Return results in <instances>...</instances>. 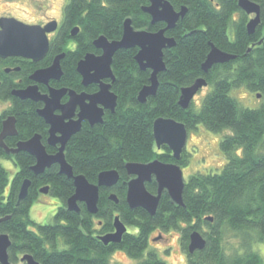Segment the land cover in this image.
<instances>
[{
    "label": "trees",
    "instance_id": "trees-1",
    "mask_svg": "<svg viewBox=\"0 0 264 264\" xmlns=\"http://www.w3.org/2000/svg\"><path fill=\"white\" fill-rule=\"evenodd\" d=\"M261 7V23L253 34L247 29L253 15L238 5V0H171L176 10L186 8L169 37L176 45L164 50L166 70L159 73V88L155 95L141 103L137 98L144 85L150 83L151 70H142L135 57L137 47L119 49L112 63L116 81L112 89L118 103L114 112L107 111L104 122L91 125L85 122L80 131L67 142L65 154L75 174H84L96 183L103 170L116 169L121 178L113 188L100 189L99 211L91 214L85 203L80 211H71L67 200L75 191L73 178L60 174L53 164L36 175L32 170L36 159L29 152L8 154L0 147V158L11 159L18 171L11 180L9 169L0 162V217H8L0 224L12 242L10 261L21 262L22 255L31 253L41 264H116L113 252L123 250L137 260V264H168L159 251L151 247L150 235L155 230H177L187 255L182 264H264L259 244L264 243V0H252ZM146 0H68L63 11L62 28L51 40L50 53L41 63L20 61V72L8 73L10 59L0 60V100L11 105L0 110L2 123L9 115L16 117L18 134L7 137L8 146L15 147L20 140L42 135L46 144L48 127L37 112L40 102L22 100L14 96V87L29 84L28 75L36 67L50 64L56 53L66 52L62 60L64 74L55 86L84 89L77 63L88 52L101 53L94 41L101 35L118 40L123 35L124 21L131 18L136 29L158 31L165 22H151V15L142 7ZM79 27L76 36L71 32ZM213 43L222 51L236 55L226 63H216L208 72L202 69ZM16 76L23 83L14 81ZM204 77L212 85L201 107L194 102L189 108L179 105L181 90ZM246 87L256 96L261 94L258 107H246L233 95V90ZM46 91L45 87H41ZM171 117L185 123L190 129L202 123L207 129L225 133L220 147L227 159L220 172H197L189 176L184 187V205L174 203L167 192L160 200L156 215L138 207L132 209L126 202L128 162H163L188 164L183 152L175 160L166 146L157 148L154 140V120ZM47 151L57 148L46 144ZM31 179L29 195L19 202L20 187ZM42 186H49V194L59 197L52 220L39 223L31 217V206L37 201ZM156 192L155 180L147 183ZM116 193L119 201L110 199ZM116 215L129 227L122 242L105 244L100 235L115 230ZM208 217H212L209 220ZM198 230L206 238L202 250L189 252L191 232ZM119 264V263H118Z\"/></svg>",
    "mask_w": 264,
    "mask_h": 264
},
{
    "label": "water",
    "instance_id": "water-1",
    "mask_svg": "<svg viewBox=\"0 0 264 264\" xmlns=\"http://www.w3.org/2000/svg\"><path fill=\"white\" fill-rule=\"evenodd\" d=\"M148 5L142 7L143 11L151 15V22H165L166 26L158 31H148L146 29H136L130 17L124 21V28L121 38L111 40L105 35L99 36L94 41V46L101 50V53L88 52L84 58L78 61L77 70L81 75L82 84H97L99 91L95 93L77 92L71 88L53 87L50 85L52 80H59L64 74L61 61L65 53L55 56L51 65L45 68H38L30 76L35 84L29 85L24 89L14 88V96L22 100L30 99L34 102H43L44 106L38 108L37 112L49 124L47 144L57 147V151L50 153L47 151L46 144L42 141V135L36 134L27 140H20L15 147L8 146L7 137H15L18 134L16 117L9 115L5 118L0 132V147L8 154H17L19 151L29 152L35 157L36 163L32 170L36 175L43 173L53 164L59 165L60 174L73 178L75 191L67 200L69 210L80 211L79 203H85L91 214L99 211L100 189L104 187L113 188L120 180L121 174L116 170H103L99 173L96 183H91L86 175L75 174L72 164L67 161L65 150L70 138L78 133L82 128L84 121L91 125L101 124L104 122L106 110L114 112L118 103L117 94L113 91L112 83L116 81L112 63L114 54L119 49H130L137 47L136 61L142 70H151L150 83L144 85L137 98L141 103L146 102L150 96L156 94L159 88V73L166 70L164 50L176 45L174 37L166 34L167 30H172L180 18L185 15L186 8L176 10L171 0H146ZM238 5L249 15H253L247 24L250 34L257 31V26L261 23V7L252 0H238ZM56 19L41 26L40 24H30L21 21L14 16H0V58L22 57L32 61L40 62L50 50V38L48 33L58 29ZM79 31L77 26L71 32L76 36ZM264 40L259 41L261 43ZM211 49L207 55L202 69L208 72L216 63H226L235 59L236 55L222 51L212 42ZM18 69V68H16ZM7 71L9 69H6ZM109 79L110 82H106ZM39 83L48 85V92L44 93L39 88ZM207 79L204 77L197 78L189 86L181 90L179 105L182 108H189L196 93L205 87ZM68 95V102L63 103L61 100ZM261 94L258 95L260 98ZM61 114H56V110ZM77 109L79 113L77 114ZM76 116L78 117L76 119ZM154 140L157 148L168 145L173 152L175 160L182 157L186 150L189 128L185 123L171 117H157L153 124ZM126 171L131 176L127 181L126 202L132 209L141 207L152 215H156L159 202L162 195L167 192L172 201L177 205H184L183 194L186 184L183 167L177 162H163L154 159L150 162H128ZM155 180L157 183L156 192L148 189L147 183ZM32 180L25 179L22 183L18 195L19 202L26 199L29 195ZM49 186H42L40 192L49 193ZM110 199L118 202L119 198L116 193H110ZM8 217H0V224ZM212 220V217H208ZM115 230L113 232L100 235L99 238L105 243H119L123 240V235L127 233L129 227L116 215L114 221ZM11 240L7 233L0 231V264H15L10 261L9 248ZM189 252L205 248L206 238L198 230L191 232L189 242ZM21 262L25 264H41L31 253L22 255Z\"/></svg>",
    "mask_w": 264,
    "mask_h": 264
},
{
    "label": "rangeland",
    "instance_id": "rangeland-1",
    "mask_svg": "<svg viewBox=\"0 0 264 264\" xmlns=\"http://www.w3.org/2000/svg\"><path fill=\"white\" fill-rule=\"evenodd\" d=\"M68 0H0V16H14L15 18L32 24L41 22L48 18L62 19L65 4ZM252 16V15H251ZM212 85H206L196 93L193 102L197 108L211 90ZM233 95L246 107H258L260 98L255 93L248 91L246 87L233 90ZM7 103L0 100V110H5ZM230 130L214 132L207 129L202 123L197 128L190 129L186 145L189 162L183 167L185 180L193 173L210 171L220 172L227 159L220 147L222 136ZM2 165L9 169V178L12 180L18 168L11 159L0 158ZM38 200L31 206V217L37 222L46 223L52 220V216L62 205L59 197L42 193ZM150 245L159 251V254L166 258L168 264H182L187 260V255L181 245V234L177 230L161 231L155 230L150 235ZM260 252L264 258V243L259 244ZM111 259L116 264H137V260L131 258L123 250L113 252Z\"/></svg>",
    "mask_w": 264,
    "mask_h": 264
},
{
    "label": "flooded vegetation",
    "instance_id": "flooded-vegetation-1",
    "mask_svg": "<svg viewBox=\"0 0 264 264\" xmlns=\"http://www.w3.org/2000/svg\"><path fill=\"white\" fill-rule=\"evenodd\" d=\"M63 17L64 16H62V19H57V18H48V19H46V20H41V22H33V23H36V24H40L41 26H43V25H46L47 23H49V22H51V21H53L54 19H56L57 20V22H58V29L57 30H55L54 32H50V33H48V37L50 38V44H51V40L53 39V38H55V36L59 33V31H60V29L62 28V21H63ZM32 23V24H33ZM50 48V47H49ZM50 50H51V48H50ZM50 50H49V52L47 53V55L50 53ZM61 53H65L66 54V52L65 51H63V52H61ZM61 53H56L55 54V56L56 55H58V54H61ZM46 55V56H47ZM45 56V57H46ZM55 56L53 57V61H54V58H55ZM5 60V59H10V60H13V61H11V63H12V66H6L5 67V71H7L6 69H9L7 72L8 73H11V72H20L21 71V66L18 64V62L19 63H21L22 61H24V60H29V61H31L33 64L35 63H41L42 61H44L45 60V58H44V60H42V61H40V62H36V61H32V60H30V59H27V58H22V57H17V56H13V57H7V58H0V60ZM21 61V62H20ZM52 61V62H53ZM52 62L50 63V64H48V65H45V67H47V66H49V65H51L52 64ZM62 62V61H61ZM44 66H40V67H36L35 68V70L36 69H38V68H45ZM16 68H18V69H16ZM35 70L33 71V72H31L29 75H28V80L30 81V83L29 84H26L25 86H19V87H14V88H20V89H24L25 87H27V86H29V85H32V84H35V82L34 81H32L31 79H30V76L35 72ZM14 81H16V82H19L20 83V85H22V83L24 82L23 81V78L22 77H20V76H16V78H14ZM60 81V79L59 80H52L51 82H50V85L51 86H53V87H56L55 86V84L57 83V82H59ZM106 82H110V80L109 79H107L106 80ZM3 85V82L2 81H0V87ZM39 85V88H40V90H41V87L43 86V87H45L46 88V91H42V92H44V93H46V92H48V85H45V84H42V83H39L38 84ZM57 87H64V88H71V89H73L72 87H70V86H57ZM56 87V88H57ZM83 87H84V89L83 90H81V91H77V92H86L87 94H89V93H95V92H97V91H99L100 89H99V87H98V85L97 84H94V83H92V84H89V86H84L83 85ZM14 90V89H13ZM12 90V91H13ZM75 90V89H74ZM11 91V93H13ZM68 98H69V96L68 95H66V96H64L63 98H62V102L63 103H66V102H68ZM3 101V100H2ZM4 102H6L7 103V107H9L10 105H11V103H10V101L9 100H4ZM41 104H42V106L41 107H43L44 106V103L43 102H40ZM40 108V107H39ZM107 111H109V110H106L105 111V114L107 113ZM56 112V114H61L62 112L58 109V110H56L55 111ZM79 113V109H77V114ZM104 114V115H105ZM78 117L76 116V119H77ZM85 122H88V121H84L83 122V124L85 123ZM89 123V122H88ZM83 124H82V126H83ZM90 124V123H89ZM49 125V124H48ZM48 129H49V127H48ZM46 144H47V141H46ZM48 145H50V144H48ZM51 146V145H50ZM54 147V146H53ZM55 148H57V147H55Z\"/></svg>",
    "mask_w": 264,
    "mask_h": 264
}]
</instances>
